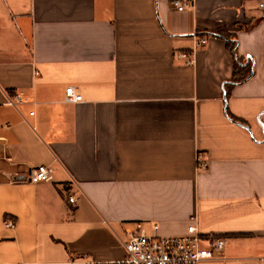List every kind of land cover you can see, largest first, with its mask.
<instances>
[{"label": "crops", "instance_id": "obj_1", "mask_svg": "<svg viewBox=\"0 0 264 264\" xmlns=\"http://www.w3.org/2000/svg\"><path fill=\"white\" fill-rule=\"evenodd\" d=\"M174 1L0 0V264H116L137 223L224 239L201 264H264V0ZM216 32L254 69L228 98Z\"/></svg>", "mask_w": 264, "mask_h": 264}, {"label": "built area", "instance_id": "obj_2", "mask_svg": "<svg viewBox=\"0 0 264 264\" xmlns=\"http://www.w3.org/2000/svg\"><path fill=\"white\" fill-rule=\"evenodd\" d=\"M173 5L179 11L187 6L185 1H174ZM207 45L205 38L197 42V48ZM195 50L191 53H179L180 58L187 60L188 64H194ZM83 97L77 90L70 86L65 91V102L76 104L82 102ZM26 102L22 93L14 97H8L6 105L19 107ZM33 116L34 113H31ZM199 171L206 170L207 164L200 155L196 158ZM52 181L51 171L48 166H40L30 174V183L39 184ZM67 202L75 206L77 200L74 196L63 193ZM15 222L7 220L5 226L14 228ZM135 229L126 231L124 242L125 257L116 264H201L208 260H214L215 254L224 248L225 240L218 237L203 238L195 226H189L185 235L175 237H162L157 234L159 228L154 226V234H149L141 223L135 225Z\"/></svg>", "mask_w": 264, "mask_h": 264}, {"label": "trees", "instance_id": "obj_3", "mask_svg": "<svg viewBox=\"0 0 264 264\" xmlns=\"http://www.w3.org/2000/svg\"><path fill=\"white\" fill-rule=\"evenodd\" d=\"M217 35H221L223 39L227 43V48L234 56V76L231 82L226 84L225 91L227 93V98L230 94L231 89L241 83H244L248 81L254 73L253 65L250 61H246L243 58L238 56L237 53V42H235L232 38L233 36L230 34H227L226 32H216ZM229 116L232 120L239 121L238 118L235 116H232L229 113Z\"/></svg>", "mask_w": 264, "mask_h": 264}, {"label": "water", "instance_id": "obj_4", "mask_svg": "<svg viewBox=\"0 0 264 264\" xmlns=\"http://www.w3.org/2000/svg\"><path fill=\"white\" fill-rule=\"evenodd\" d=\"M21 179V178H20ZM20 179H18V180H20Z\"/></svg>", "mask_w": 264, "mask_h": 264}]
</instances>
